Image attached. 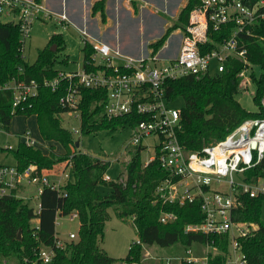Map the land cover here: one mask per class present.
Instances as JSON below:
<instances>
[{
    "label": "trees",
    "instance_id": "obj_1",
    "mask_svg": "<svg viewBox=\"0 0 264 264\" xmlns=\"http://www.w3.org/2000/svg\"><path fill=\"white\" fill-rule=\"evenodd\" d=\"M106 2L107 0H97L92 6V15L99 14L104 24L107 21ZM130 3L136 8L134 0H130ZM199 5L200 0H187L174 24L149 45L153 54L165 46L175 30L186 29L190 12ZM231 30L232 26L225 28L222 32L213 34L212 38L217 43L221 42L230 36ZM260 32L264 34V24ZM244 39L252 66L261 68L258 78L254 72L251 73V79L256 84L254 102L258 107L257 112H248L236 100V95L241 92L239 73L245 68L239 61L229 60L225 70L218 75L167 79L163 85L170 103L179 98L184 102L181 108L182 128L179 141L189 152L201 150L204 146L225 139L246 120L264 118L260 103L264 95V44L252 37L245 36ZM19 40L17 25L0 23V86L20 80H36L41 83L58 76L60 71L55 68L57 55L66 48L62 34L52 35L47 46L39 51L34 63L22 58ZM53 45H56L55 52L51 51ZM93 52L92 45L85 43L83 63L88 71L94 69L87 64ZM61 63L67 66L68 59L64 58ZM63 94L62 88L52 91L41 85L37 96L14 108L13 92L0 90V125L5 132H10L14 116H35L41 138L58 143L65 153H57L54 145L45 153L24 142H20L15 150L0 147V152H12L20 171L35 165L39 172H47L70 161L73 176L72 181L61 192L49 188L43 190L40 196V213L36 215L39 218V230L32 225L34 208L23 199L8 197L0 200V264H7L8 261L11 264H41L37 256L40 246L55 248L56 216L65 217L72 213L78 214V240L66 243L65 248H56L52 264H116L119 260L109 256L100 246L105 237L106 224L111 219L110 210L120 219L132 218L140 241V244L134 242L130 246L128 255L120 260V264H155L143 261L142 258L143 250L153 246L178 254L193 245L212 244L223 254L228 252V235L208 236L186 232L188 225L200 224L205 219L200 199L185 205L157 200L156 190L168 178V172L156 159L144 165L141 161L143 146L137 147L127 163L124 183L105 181L104 175L111 163L78 150L73 134L62 125L60 116L66 110L61 107L59 100ZM106 101L105 90H82L79 106L82 135L102 130L113 133L120 128L133 127L144 120V116L138 114L109 119L104 115ZM246 176L248 182L264 179V159L247 171ZM99 188L108 191L101 193ZM240 199L242 205L234 211L233 220L256 224L257 228L246 237L239 238L238 243L246 264H264V222L261 219L264 195L255 198L242 195ZM163 213L173 214L176 219L162 223L160 218ZM20 232L21 239L18 240ZM225 261V255H219L212 264H224Z\"/></svg>",
    "mask_w": 264,
    "mask_h": 264
},
{
    "label": "built area",
    "instance_id": "obj_2",
    "mask_svg": "<svg viewBox=\"0 0 264 264\" xmlns=\"http://www.w3.org/2000/svg\"><path fill=\"white\" fill-rule=\"evenodd\" d=\"M55 20L63 24L68 22L66 14H55L47 10L39 0H0V23L17 25L20 33V51L26 60L25 47L31 37L32 28L37 20ZM4 18H9L3 22ZM264 24V0H200V5L189 15L185 30L179 29L180 42L173 56L162 55L161 50L152 51L141 57L128 56L114 50L102 41H90L86 29L80 30L85 36L83 43L92 45L94 52L87 63L94 68L86 70L84 63L77 71H60L54 79L43 82L36 80L11 81L0 86V90L13 92V107H19L38 95L39 87L52 91L63 89L59 102L65 113L80 119V126L73 128V134H82V116L80 103L83 89L105 90L107 101L104 115L109 118L144 116V120L132 130L131 144L143 146V141L154 139V159L168 172V178L161 182L156 190L157 200L163 203L185 205L201 200V210L205 219L200 224H191L186 232L204 235H228L229 249L223 254L212 244L193 245L181 255L163 258L160 264H212L219 255H225L224 264H246L238 239L246 237L257 225L236 222L234 211L242 205L240 197L249 195L255 198L264 195V179L246 180L247 171L255 168L264 159V118L243 122L225 139L204 146L198 151H187L179 141L181 131V109L170 107L166 98L164 83L167 79L186 76L200 78L206 75H218L225 70L229 60L243 63L245 68L239 73L241 92H249L252 83V63L244 37H252L264 44L261 26ZM231 34L221 42H215L212 35L231 27ZM168 41V40H167ZM167 43V42H166ZM212 65L216 72L212 73ZM264 110V95L261 98ZM0 131H3L0 127ZM237 141L233 138L242 133ZM24 143L36 149H42L43 140H35L29 131L25 132ZM256 146L253 148L252 144ZM7 149V148H6ZM236 175H240L239 179ZM71 163L67 161L60 169L39 172L35 165L20 171L15 165H0V200L16 197L23 200L38 198L34 206L35 217L32 225L39 230L41 204L40 196L45 188L61 192L72 181ZM104 180L110 182L105 174ZM118 183H124V178ZM28 187L35 188V194L22 195ZM37 215V216H36ZM60 216H56V226ZM71 220L78 214L69 215ZM176 217L163 213L160 221L167 223ZM78 240V231L69 233V240L61 239L56 231L54 246L41 245L38 260L41 264H52L56 248H65L66 243ZM140 244V241H136ZM146 249V248H145ZM204 251L203 254H199Z\"/></svg>",
    "mask_w": 264,
    "mask_h": 264
},
{
    "label": "rangeland",
    "instance_id": "obj_3",
    "mask_svg": "<svg viewBox=\"0 0 264 264\" xmlns=\"http://www.w3.org/2000/svg\"><path fill=\"white\" fill-rule=\"evenodd\" d=\"M114 0L111 1V8L107 9V14L109 17V22L107 26H104L105 31L111 32L116 31L122 39H129L130 42L136 43L141 46V42H144V48L147 53H150L148 42L151 41V36L143 31L142 18L134 17L129 12L123 11V14H118L114 9ZM141 1V0H139ZM144 2L150 0H143ZM142 2V1H141ZM144 2H142L144 4ZM164 1L161 0L160 5L157 10L159 11V17L162 18L164 24L169 22L168 26H172L176 21L172 11L166 10ZM52 19L48 20H37L32 28V33L30 39L26 43L25 56L29 63H34L38 57L40 50L45 48L49 43L50 38L53 34L60 33L64 37L65 50L57 55V61L55 68L59 71H77L81 69L83 64V38L85 37L82 32L77 29L69 21L63 24L58 23L53 15ZM159 18V20H160ZM9 18H4L3 22L7 21ZM146 25L147 22L145 21ZM100 26V27H99ZM167 26V27H168ZM97 32L101 35L100 28L103 29V25L99 20V24L96 25ZM164 32V31H162ZM172 35H178V33H173ZM94 40L92 37L90 38ZM156 40V39H153ZM179 36L172 38L170 44L162 51L164 56H173L176 54L178 49ZM143 49V48H142ZM143 51V50H142ZM65 56L69 58V64L63 65L61 60ZM253 72L258 78L261 75V68L259 66H252ZM216 72V65H212V73ZM252 78V77H251ZM241 91V90H240ZM256 94V84L252 80L249 87V92H239L236 95V100L242 105V107L250 113H255L258 111V107L254 102V97ZM172 108L181 109L184 106V102L181 98L175 100L169 105ZM62 125L64 128L69 130L72 134L73 128H78L80 126V119L69 113L61 114ZM3 131H0V147L15 150L17 149L20 142H24V135L26 130H29L32 134V138L37 140L40 139L39 130L37 127L36 119L34 117L25 116H14L10 126V132H5V129L0 125ZM75 141L79 142L80 146L78 150L82 153H87L92 157L98 158L100 160L108 161L111 163L110 169L107 171V175L110 177L112 182H117L119 179H125V169L127 163L131 160L132 156L137 150L135 145L131 144L132 140V130L129 127L120 128L113 133L102 130L97 133L82 135L73 134ZM45 141V140H44ZM46 145L42 146L43 152H48L49 148L52 146L51 142L45 141ZM144 150L141 153V161L146 164L149 159L155 156L154 152V139L148 138L143 141ZM57 153L63 154L64 149L59 145L55 146ZM16 161L12 152H0V165H15ZM120 175H123L121 178ZM240 175H236L239 179ZM34 187H28L23 190L20 194L22 195H33L35 194ZM101 193H106L108 190L105 188H99ZM39 199H27L24 200L31 207L37 205ZM111 219L106 224V231L104 240L101 242L100 246L105 250V252L119 260L116 264H120V260L126 258L128 255L130 246L139 240L136 227L132 218L120 219L118 218L112 210H110ZM261 219L264 222V200L261 210ZM247 224V223H246ZM251 224V223H248ZM255 225V224H254ZM79 229V220H71L69 216L60 217L56 226V231L61 239L69 240V233L77 232ZM185 251L178 254H172L168 252V249H162L157 246L148 247L143 250V261L161 262L163 258L181 255ZM199 253V251H198ZM204 251H200L199 254H203ZM11 264V262H7Z\"/></svg>",
    "mask_w": 264,
    "mask_h": 264
},
{
    "label": "crops",
    "instance_id": "obj_4",
    "mask_svg": "<svg viewBox=\"0 0 264 264\" xmlns=\"http://www.w3.org/2000/svg\"><path fill=\"white\" fill-rule=\"evenodd\" d=\"M96 1L97 0H42L47 10H49L51 13H55V14L64 13L67 15L69 22L73 24L77 29L79 30L86 29L89 33V36H90L89 40L91 42H92V39L90 38L92 37L94 40H97V41L99 40V41L109 44L114 50L120 51L121 53L128 55V56L141 57V56L148 55L147 51L144 48V42L143 43L141 42V46H138L136 43L130 42L129 39H122L116 31H113V30L111 32L105 31L104 26L106 27L107 23L109 22L107 9L109 7L110 8L112 7L110 4L112 0H107L106 2L105 12L107 16V21L105 24L102 23L101 17L99 14H96L94 16L92 15V6ZM134 1L136 2V8L132 7L130 0H114L113 1L114 9L118 12V14H123L124 13L123 11H125V13L129 12L134 17H139L140 19L142 18L143 31L147 32L151 36V39H152L151 41L148 42V46H149L151 43L158 40L164 34L166 29L169 27L168 25L171 23L167 21L164 24L162 22L164 20L160 18L158 15L159 11L157 10V8L160 5L161 0H150L147 2H144L143 0H141L142 2H144V4L139 0H134ZM163 1L165 4V7L167 8L166 10L172 11V13H174L173 14L174 18L178 17L181 9L187 3V0H163ZM99 20L101 24L103 25V29H104L102 30L100 28L101 32H103L101 35L97 32V27H96V25L99 24ZM145 21L147 22V25ZM178 31L179 29L175 30L173 33H178ZM172 34L169 37L165 46L162 48V51L166 49V47L170 44V41H172V38L174 37L176 38L177 35L175 36ZM153 39H156V40H153ZM179 42H180V39L178 41V46L180 45ZM150 52H151V49H150ZM64 58L68 59V64H69L68 56H65ZM32 117L36 119L35 116H32ZM26 131H29V130H26ZM39 140H43L41 136ZM51 143L54 146H57V147L59 146L58 143H55V142H51ZM62 166H63L62 164L57 165L55 166V169H60ZM47 171H50V170H47ZM31 199L36 200V198H31Z\"/></svg>",
    "mask_w": 264,
    "mask_h": 264
},
{
    "label": "water",
    "instance_id": "obj_5",
    "mask_svg": "<svg viewBox=\"0 0 264 264\" xmlns=\"http://www.w3.org/2000/svg\"><path fill=\"white\" fill-rule=\"evenodd\" d=\"M51 51H53V52L56 51V45H53V46L51 47ZM241 134H243V132H242V133H239L238 135H236V136L233 138V141L236 142V141H237V138H238ZM79 146H80L79 142H76V148H79ZM255 146H256V144L253 143V144H252V147L254 148ZM20 239H21V232H20L19 235H18V240H20Z\"/></svg>",
    "mask_w": 264,
    "mask_h": 264
},
{
    "label": "bare ground",
    "instance_id": "obj_6",
    "mask_svg": "<svg viewBox=\"0 0 264 264\" xmlns=\"http://www.w3.org/2000/svg\"><path fill=\"white\" fill-rule=\"evenodd\" d=\"M67 16V15H66Z\"/></svg>",
    "mask_w": 264,
    "mask_h": 264
}]
</instances>
